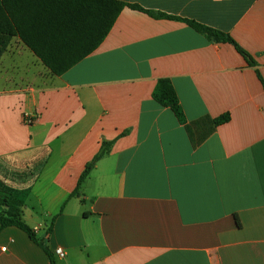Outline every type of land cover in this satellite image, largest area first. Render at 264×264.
Wrapping results in <instances>:
<instances>
[{
    "label": "crops",
    "instance_id": "crops-1",
    "mask_svg": "<svg viewBox=\"0 0 264 264\" xmlns=\"http://www.w3.org/2000/svg\"><path fill=\"white\" fill-rule=\"evenodd\" d=\"M116 1L178 19L125 8L62 76L12 39L0 61V183L26 193L23 219L54 255L63 249L57 264H264V0ZM183 20L229 35L256 66ZM161 79L185 123L154 101ZM0 264L51 263L9 227Z\"/></svg>",
    "mask_w": 264,
    "mask_h": 264
},
{
    "label": "trees",
    "instance_id": "trees-1",
    "mask_svg": "<svg viewBox=\"0 0 264 264\" xmlns=\"http://www.w3.org/2000/svg\"><path fill=\"white\" fill-rule=\"evenodd\" d=\"M125 8L156 19H178L116 0H0V61L12 39L19 38L53 76H62L99 48ZM183 21L209 41L232 45L251 67L256 66L249 53L229 35L193 21ZM152 97L160 106L171 109L179 122L185 123L183 109L170 80H159ZM229 121L227 114L217 118L214 124L220 126ZM113 143L103 142L99 153L87 164L71 198L80 196L81 186L97 163L109 154ZM25 196L26 193L0 183V230L9 227L22 230L43 248L51 264H57L55 255L23 219ZM237 224L241 226L238 220ZM47 233H51V228Z\"/></svg>",
    "mask_w": 264,
    "mask_h": 264
},
{
    "label": "built area",
    "instance_id": "built-area-1",
    "mask_svg": "<svg viewBox=\"0 0 264 264\" xmlns=\"http://www.w3.org/2000/svg\"><path fill=\"white\" fill-rule=\"evenodd\" d=\"M26 122L28 124H31L32 123V119L26 120ZM55 255L57 257H59V258H64L65 257V253H64L63 249H61V248L56 249Z\"/></svg>",
    "mask_w": 264,
    "mask_h": 264
}]
</instances>
